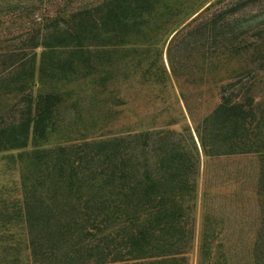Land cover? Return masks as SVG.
<instances>
[{
	"label": "trees",
	"instance_id": "trees-1",
	"mask_svg": "<svg viewBox=\"0 0 264 264\" xmlns=\"http://www.w3.org/2000/svg\"><path fill=\"white\" fill-rule=\"evenodd\" d=\"M248 1L0 0V29L31 33L0 52L2 98L18 99L0 157L19 172L0 183V264H192L201 159L248 156L252 190L202 195L196 264H264V39L241 20ZM193 72L217 102L194 129L109 133L132 81L174 87L186 120Z\"/></svg>",
	"mask_w": 264,
	"mask_h": 264
},
{
	"label": "rangeland",
	"instance_id": "rangeland-1",
	"mask_svg": "<svg viewBox=\"0 0 264 264\" xmlns=\"http://www.w3.org/2000/svg\"><path fill=\"white\" fill-rule=\"evenodd\" d=\"M264 0H249V15L244 20V27H251L248 35L251 37L250 41H254L259 36L264 39V7L258 3ZM18 25L10 28L0 29V52L3 49H9L11 46L18 47L25 38L31 33L25 29H19ZM26 59L29 58V52H25ZM166 61V57L164 56ZM9 65V60L0 59V74L4 72L6 66ZM11 74L5 73L4 76H0V81L9 78ZM200 75L193 72V76L190 78L192 81V91H190V111L191 115H187V119L181 118L180 111L184 112L183 102L179 101L175 95V88L173 87L170 92L166 94H157L156 92L147 91V89H139L136 82L132 81L129 87L126 89L127 105L121 108L120 113H116L112 121L109 123L114 124L108 129L109 133H117L127 128L131 129H143L140 126V119L145 123L154 119L155 126H165L172 119H178V123L169 127L168 129L174 131H180L186 124L192 129L196 127L199 121L208 114L216 105V97L213 96L210 85L198 86ZM254 92L264 101V76L262 79L256 80ZM3 92L0 91V112L3 109H10L18 101L11 96H5L2 98ZM89 116L94 113L92 108H89ZM186 114V113H184ZM185 116V115H184ZM117 119V121L115 120ZM111 124V125H112ZM107 131V130H105ZM108 132V131H107ZM108 133V134H109ZM202 173L199 180L200 192L199 202L196 217V232H195V248L191 255L192 264H196L197 261V247L202 233V222L204 214V200L202 198L203 193L214 194V197L221 200L226 194L238 191L252 190L255 182V175L258 171V159L257 157L248 156L240 157L236 159H226L217 163L207 162L202 158ZM19 172L16 167L8 168L4 160L0 157V183L4 185L8 190L18 185ZM212 178L211 182L209 181ZM13 195H18L13 193ZM236 213L245 212L247 215L250 213V208L245 206V209H240ZM218 211V209H217ZM223 214L224 211H218ZM250 218H247V221ZM246 251L244 256H246ZM247 264V263H242Z\"/></svg>",
	"mask_w": 264,
	"mask_h": 264
}]
</instances>
